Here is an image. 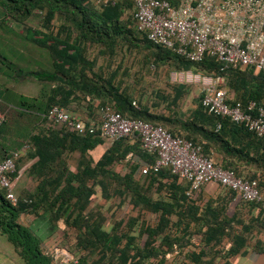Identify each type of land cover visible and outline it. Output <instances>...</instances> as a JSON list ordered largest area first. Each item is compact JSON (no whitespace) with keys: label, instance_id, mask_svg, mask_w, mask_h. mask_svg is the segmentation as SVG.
Segmentation results:
<instances>
[{"label":"trees","instance_id":"16d2710c","mask_svg":"<svg viewBox=\"0 0 264 264\" xmlns=\"http://www.w3.org/2000/svg\"><path fill=\"white\" fill-rule=\"evenodd\" d=\"M37 11L44 12L40 29L24 26L21 31L9 30V19L22 25ZM126 11L131 13L125 18ZM134 13L133 0H107L106 3L0 0V27L8 29L0 32V36L13 35L24 49L31 45L43 49L49 68L26 71L18 63L0 57L1 65L11 73L8 78L13 85L36 83L40 86L38 95H22L17 109L7 106L10 99L6 94V103H0L1 112L32 114L39 119L35 131L23 142L27 150L15 161V170L10 174L15 181L23 166L33 161L24 173L35 181V186L21 196L16 195V206L0 189V235L13 246L23 264H65L54 258L55 249L72 255V261L67 264H166L169 254L172 264H216L218 258L224 260L223 264H231L235 256L246 255L248 248L264 255L263 243H251L255 232L264 229V208L260 204L239 199L238 207L245 213H230L229 203L235 198L231 190H221L225 192L224 197L202 201L199 196L203 187L187 197V184L169 169L142 173L145 166L154 163L155 157L142 150L137 137L113 141L98 153L97 148L106 139L70 133L45 121L44 115L53 105L71 113L72 103L84 102L90 115L84 121H98V111L109 107L127 119L161 126L173 137L200 146L209 159L213 154L219 155L222 168L233 170L239 178L255 181L264 193L261 138L229 118L210 114L201 104L202 94L186 117L137 105L128 91L115 85L113 73L106 77L100 68L98 72L94 70L97 58L89 57L88 48L97 46L99 53L109 58L117 54L118 48L147 50L156 64L171 62L184 71L222 78L224 85L220 87L226 90L229 105L246 106L254 102L263 110L264 72L224 68L208 55L200 62L189 61L151 43L145 33L135 28ZM0 86L7 90L5 83ZM183 91L182 86L175 87L172 102L166 106L176 107ZM4 115L0 134L10 119ZM132 138L134 141L130 143ZM2 150L5 156L9 154L3 146ZM74 153L79 159L72 172L68 163ZM96 187L103 199L128 200L139 215L154 216V222L130 217L106 230L102 215L89 209ZM29 215L34 219L26 224L23 217ZM60 222L75 231L74 252L60 242H46L59 229ZM194 237L199 242H193Z\"/></svg>","mask_w":264,"mask_h":264},{"label":"built area","instance_id":"2783aa9c","mask_svg":"<svg viewBox=\"0 0 264 264\" xmlns=\"http://www.w3.org/2000/svg\"><path fill=\"white\" fill-rule=\"evenodd\" d=\"M133 3L135 28L145 33L151 43L192 62H200L208 55L224 68L264 72V0H133ZM222 83V78H215L203 87L202 106L210 114L243 125L264 141L263 108L254 102L246 106L229 105L226 90L220 87ZM98 116V121H84L64 107L53 105L44 119L70 133L97 135L111 142L137 137L142 150L155 157L154 163L145 166L142 173L169 169L187 184V197L207 184H216L264 208V193L255 181L239 178L233 170L222 168L207 158L200 146L173 137L161 126L127 119L109 107L101 108ZM3 122L0 112V126ZM26 150L27 145L23 144L0 161V189L13 206L18 200L10 174L15 170V161ZM54 258L65 264L73 259L62 249L54 250Z\"/></svg>","mask_w":264,"mask_h":264},{"label":"rangeland","instance_id":"374dc122","mask_svg":"<svg viewBox=\"0 0 264 264\" xmlns=\"http://www.w3.org/2000/svg\"><path fill=\"white\" fill-rule=\"evenodd\" d=\"M96 1L97 0H91V2ZM130 13L131 11H126L124 17H128ZM43 15L44 12L37 11L22 25L13 23L11 19H9L8 28L15 32L23 30L24 26L33 29H40ZM7 30L6 27H0V32H5ZM6 35L7 36H0L1 58L4 57L13 63L22 61L20 63H22V67L26 71L36 70L38 67L47 70L49 69L47 56L43 49L32 45L23 49V46H21L22 44L19 43L20 40L16 41L17 39H14V37H12L13 35ZM99 50L100 49L97 46H90L88 48L89 57L97 58V67L94 70L98 72V68H100L106 77L113 73L115 75V85H119L121 89L128 91L137 105L140 104L149 107L152 111L158 113L167 114L169 112H175L181 117H186L190 110L196 105L203 87L206 84H209L211 80L214 81L215 79L202 72L178 69L171 62L166 64H156L154 63L150 52L141 48H133L130 51L125 48H118L117 54L112 58L101 55ZM0 67V83H5L7 85V90L3 86H0L1 104L6 103V100H4L5 94L10 99L7 106L13 109L18 108L17 103L22 95H38L40 86L36 83H25L19 86L18 89L10 88L12 83L10 82L8 75L11 73L9 69L1 65V63ZM179 85L184 88V94L176 104V107L170 106L169 108L166 106V103L170 104L172 102L174 88ZM220 85L223 86L224 82ZM228 94L230 97L231 95L229 92ZM1 113L3 116L6 114V117H10V119L7 121L4 132L0 134V159L5 156L2 146L7 149L8 153L20 148L28 135L35 131V127L39 121V119H36L32 114L21 116L17 113L12 114L5 110ZM136 162L138 163V160H136ZM139 164L143 167L142 163ZM25 173L23 181H21L22 183H19V187L17 185L19 191L16 193L15 189L13 190L15 196H21L22 193L28 190V186L30 190L35 186V181L32 178H29ZM28 181L29 183H27ZM215 188L225 190L216 184L206 185V189L209 191H212ZM89 209L102 215V218L104 219L103 225L106 230L111 228L115 222L120 220L125 221L130 217H140V221L149 223H153L155 220V217L149 214L139 215V212L129 205L128 200L118 197L110 198L109 200L103 199L98 187L95 188V195L92 197ZM33 219L34 217L32 215L24 216L23 222L28 224ZM75 235V231L65 227L64 224L60 222L59 229L55 231L53 236L46 242H60V244L68 250L74 252V245L76 242ZM142 242L143 240L140 241V243ZM193 242H199V238L194 237ZM59 257V259H63V257ZM166 260V264H172V256L170 254L166 256Z\"/></svg>","mask_w":264,"mask_h":264},{"label":"crops","instance_id":"0c3cea01","mask_svg":"<svg viewBox=\"0 0 264 264\" xmlns=\"http://www.w3.org/2000/svg\"><path fill=\"white\" fill-rule=\"evenodd\" d=\"M21 46H23V45H21ZM23 49H24V47H23ZM21 60H22V58H21ZM20 62H22V61H20ZM20 62H18V64L22 67V63H20ZM23 84H25V83H23ZM23 84H19V85H13L12 84V86H10V88L18 89V87L23 85ZM27 84H30V83H27ZM27 96H30V95H27ZM82 104L76 105L75 103H72L69 106V109H70V112L74 116H76L77 118H79L81 120H87L90 118V115L88 114V112L85 109V103L83 102ZM133 141H134L133 138L130 139V143H132ZM111 144H112L111 141L106 140L101 147L97 148L96 151L98 153H101V152L105 151ZM128 157H130V155ZM78 159H79V155L77 153H74L72 155L71 160L68 163V167L72 172H74L76 169ZM220 159H221V157L219 155L213 154L211 160H213L216 164H219ZM32 162L33 161L28 162L19 171V175L14 181V188H13V189H15L16 193L19 191L18 190L19 183H22L21 181H23L24 170ZM27 183H29V181ZM17 185H18V187H17ZM27 189H29V186L27 187ZM215 189L212 191H209L206 189V186H205L200 193L199 199H201L202 201H208V200H214V199H218L220 197H224V194H225L224 191H221L220 189H216V190ZM239 199L240 198L235 194V198L232 201H230V203H229V212L230 213H236V212L245 213V210L240 209L238 207ZM253 215L255 216L257 214L253 213ZM251 240H252L251 243L257 241V242L264 244V229H263V231L255 232V237L252 238ZM226 247H229V244H227ZM223 263H224L223 259L218 258L216 260V264H223ZM230 263L231 264H264V255L256 253L251 248H248L246 255H244V256L237 255L233 259L230 260ZM0 264H23V261L16 254L13 246L11 244H9L6 240V238L2 235H0Z\"/></svg>","mask_w":264,"mask_h":264}]
</instances>
